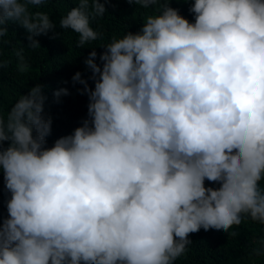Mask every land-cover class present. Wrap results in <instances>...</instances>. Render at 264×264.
Returning <instances> with one entry per match:
<instances>
[{
    "label": "clouds",
    "instance_id": "9594fccd",
    "mask_svg": "<svg viewBox=\"0 0 264 264\" xmlns=\"http://www.w3.org/2000/svg\"><path fill=\"white\" fill-rule=\"evenodd\" d=\"M42 2L0 0V36L16 22L39 45L56 26L29 11ZM189 10L193 22L161 0L138 32L104 44L102 64L93 48L84 63L94 87L72 77L88 118L50 147L40 84L0 117L10 192L0 264H173L189 233L227 231L243 214L264 224V0H194ZM104 13L100 0H77L59 27L82 47Z\"/></svg>",
    "mask_w": 264,
    "mask_h": 264
},
{
    "label": "trees",
    "instance_id": "16d2710c",
    "mask_svg": "<svg viewBox=\"0 0 264 264\" xmlns=\"http://www.w3.org/2000/svg\"><path fill=\"white\" fill-rule=\"evenodd\" d=\"M100 2L105 5V13L90 21L98 36L82 47H77L78 33L59 27L60 19L76 6L77 0H43L40 6H29L30 12L48 13L56 24L46 33L34 37L39 45H30L26 30L16 22H10L8 31L0 36V117L6 119L21 94H27L30 87L40 84L45 97L43 114L51 117L46 147H50L56 138L70 134L88 118V94L83 91V84L72 80L73 74L79 71L89 89L94 87L91 70L84 63L88 53L94 48L96 63L102 64L99 54L106 50L104 44L122 37L125 32H138L147 16L157 14L161 0L147 8L135 0ZM167 2L190 22L194 21V13L189 10L194 0ZM59 88H67L68 94L55 97L54 90ZM8 143L0 141V147H6ZM204 187L218 190V185L207 182ZM9 198L10 192L5 187L3 169L0 168V223L8 216L6 201ZM187 238L190 242L173 264H264V224L246 214L242 215L239 224L232 225L227 231H199L189 233Z\"/></svg>",
    "mask_w": 264,
    "mask_h": 264
}]
</instances>
